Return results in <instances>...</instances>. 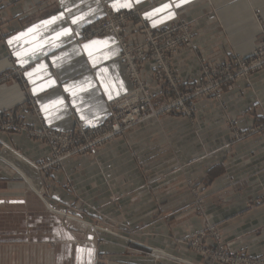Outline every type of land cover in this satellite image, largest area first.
Listing matches in <instances>:
<instances>
[{
  "label": "crops",
  "instance_id": "obj_1",
  "mask_svg": "<svg viewBox=\"0 0 264 264\" xmlns=\"http://www.w3.org/2000/svg\"><path fill=\"white\" fill-rule=\"evenodd\" d=\"M107 5L116 10L141 7L155 25L180 18L191 21L193 46H184L175 57L190 82L201 77V59L220 62L233 52L250 53L259 41L262 22L264 26V0H154L153 4L148 0H5L0 6V75L7 70L22 74L0 86V112L10 111L40 128L39 115L27 103L33 99L46 122L62 129L72 128L75 119L91 123L106 117L108 102L131 87L117 40L112 36L80 40L77 35L101 18ZM251 81L238 82L235 90L224 95L229 114L242 129L257 122L260 111L252 113V105L258 99L264 104V69ZM213 106L212 99L197 105L199 117L212 119H199L196 125L172 115L162 125L151 121L136 128L131 136L136 157L129 156L124 142L115 141L96 157L66 160L53 177L34 170L11 151L38 162L49 152L42 141L25 132L1 133L5 145H0V213L15 209L27 214L19 231L9 229L7 234H29L30 229L50 234L44 240L33 239L47 245V264L198 262L201 255L184 239L204 224L199 216L187 215L191 194L171 185L184 171L198 176L209 218L228 248L264 258V204L251 208L247 202L264 189V133L236 142L235 153L227 154L222 145L230 131L221 125L224 112L209 110ZM205 145L218 151L212 158L195 159ZM7 158L38 185L37 191L29 190L27 179L7 166ZM178 163L185 167L179 168ZM200 172L208 178L199 176ZM66 176L87 198L80 215L91 220L121 214L125 224H105L120 234L90 230L80 237L74 226L61 220L52 206H67L73 198L65 187ZM244 179L249 187L236 191L233 184ZM117 180L133 185L130 189L121 183L111 186ZM42 202L49 210L44 211ZM30 210L33 224L27 220ZM206 242L214 243V239Z\"/></svg>",
  "mask_w": 264,
  "mask_h": 264
},
{
  "label": "rangeland",
  "instance_id": "obj_2",
  "mask_svg": "<svg viewBox=\"0 0 264 264\" xmlns=\"http://www.w3.org/2000/svg\"><path fill=\"white\" fill-rule=\"evenodd\" d=\"M148 2H149V4H153L154 0H148ZM133 8L139 14L135 13L133 15L131 14L128 16L127 21H126L127 24L124 25L125 31L123 33L124 40L126 41L125 43H127V48H128L127 51H128V55L130 56V58L124 59V58H121L118 54L119 58L122 60V62L124 64L126 76L131 83L130 89L133 87V85H132V81H131L132 76H131V71L129 70V66H130V60H133V61H135L136 65H139V64L142 65L141 66V75H140L141 78L146 83H149L152 88L154 87V88H156V90L160 88L161 91H159V93L157 94V99L155 100L158 108H162V107L169 105V104H177L178 105L179 104L178 100H179L180 96L185 97V99L183 100V106L181 108H175V109L173 108L171 111L163 110V112H161L158 116L150 117V118L146 119L145 121L140 122L137 125H133L127 129H125L124 131L118 133V134L108 135L104 139V141L102 143H100L99 145H96L97 148L95 150H92V151L91 150H80V149H81V146H83L89 142L96 141V139H98L99 136H103L104 134L95 133V134H90L87 136L81 135V137L79 135H76L72 139V143L74 142V144H70L69 149L64 147L65 143H62V141L61 142L58 141L57 142V144H58L57 149L53 150V146L49 145L50 143L48 142V140H46L45 138L32 136L30 133L31 131H36V130L41 129L42 126L40 128H34V127L30 126L29 124H27L21 116H14L11 114V119H9L7 116V124L13 123L15 125L24 126L27 128H24L23 131H20V132L0 130V139L1 140H2L1 133H3V132H6L8 134L25 132L30 137L42 141L49 148L48 154L42 160H40L38 162H31L32 164H35L36 168L33 165H31V163L27 159H25L20 153H18L15 150H11V151H13L14 154H17L20 158L24 159L31 168H33L34 170H37L39 173H42L48 177H53V176H55L56 173L63 170L66 160H68V159L76 160V159L82 158L83 156L96 157L97 153L102 148H104L108 144L115 142V141L124 142L127 146V152L129 153V156L136 157L135 153L133 154L134 142H133V139L131 137L133 130H135L136 128L143 126V125H145L151 121L162 125L163 120L165 118L172 116V115H177L180 117L182 116L184 118H187L188 121L193 125H196L198 123L199 119L210 120V119H212V117H210V115L209 116L208 115H202V117H199L197 114V110H198L197 105L201 101H204L207 99H212L214 102V106L211 108L209 107V110L212 111V109L215 108V109L222 110L224 112L223 123L221 122V125H223L227 129H229V131H230L229 137L224 141V143L222 145V148L227 150L226 151L227 154L229 153L230 155H233L235 153L236 142L243 140L249 136L255 135V134H263L264 133V104L261 102L260 99H258L257 102L254 105H252V107L250 108V111L252 113H254L256 111L258 112V110L260 111V113H258V115H257V122L253 126H250L249 128L242 129L236 123V121L233 119V117H231V115L229 114V112H228L229 101H227L226 98L224 97L226 92L235 90V88L238 85V82L247 81L248 83H251L252 82L251 81L252 76L259 73L264 68L259 69V70H252L250 73L247 74L245 71H244V73H242L241 68L239 66H236V65H234L235 68H232V69H228L226 66H219L221 63L232 61L236 55H250L252 53V51L255 50V48L258 47L263 40L262 39L263 32H264L263 31L264 26L262 25L263 22L261 23L259 41L257 42L255 48L250 53L241 54L238 52H233L229 58H226L220 62H208V61H205L204 59H201V77L198 81H195V82L187 81L185 79L184 75L182 74V72L179 70V67L177 66V63L175 61V57L177 56V54L181 51V49L185 45L182 46L181 48H179L174 54H172V56H171L172 62L174 64V66H176L178 74L181 76V78H183L185 80V82L187 84L182 85V86L180 85L178 87V89H179L178 92L171 91V93H168V87L165 86L166 84L164 83V81L160 80L161 79L160 77H158V79L155 78L152 75V73L150 72L151 69L155 66L156 55H158V54L156 53L155 48H153L151 46V44L149 43V39H148L149 35L145 31L146 30L144 27L145 25L141 22L140 17L144 18L146 20V22H147V20L152 22V20H150L149 18L146 17L145 12H144L143 8H141V7L134 6L131 8H123V9L124 10H126V9L130 10ZM110 9L116 10L113 7L107 5L105 8V13L107 10H110ZM119 10H121V9H119ZM99 19H97V20H99ZM182 19L187 20L186 18H180L176 22H178L179 20H182ZM96 21H94V22H96ZM187 21H189V20H187ZM94 22H92V23H94ZM176 22H170V23H176ZM189 22L191 23V21H189ZM92 23L89 26H86L85 28L90 27L92 25ZM167 24H169V23H167ZM81 30H79V32H81ZM79 34H81V33H78V35H77L78 39H80V40L87 39V38L81 37V35H79ZM99 37H104V36H99ZM193 37L194 36H193V25H192V44L190 46H186V47H192L193 46ZM94 38H96V37H94ZM116 40H117V38H116ZM117 44H118V41H117ZM119 53H120V51H119ZM126 56H127V54H126ZM234 62H235V60H234ZM205 65H213V66L217 65V66H219L217 69L219 72L218 73L219 75L217 78L214 77V79H213V82L215 84H216V82L218 84H220V86L217 89L215 87L214 88H208L207 87L208 84L203 82L204 81L203 66H205ZM18 71L14 70L12 72V70H7L8 76H7L6 80L1 79V75H0V86L4 82H7L8 80L15 78L14 76H21V74H19ZM236 72L239 73V76L237 77L238 74H236V76H235L236 79L234 81H232L233 83L226 82L228 79H230L229 75L235 74ZM211 82H212V80H211ZM213 86H214V84H213ZM250 86H252V84ZM203 88H204V90L202 91ZM197 89H200L202 91V93L194 94V92L197 91ZM113 100H110L108 102V111L110 110V107L114 105L112 103ZM27 103H29L33 107V110L36 112L35 106H34L33 102H31L30 99L27 100ZM111 103H112V105H111ZM116 111L118 113H120V112H122V109H117ZM6 112H10V111H6ZM36 114H37V112H36ZM74 127H75V124H73L72 128L75 129ZM107 133H110V131H108ZM0 145L4 146L5 144L0 143ZM69 151L71 152V155H69L68 157H65L66 156L65 154L68 153ZM217 151H218V149H212V148L207 147V145H205V148L203 150H201L200 154L196 155L195 159L212 158V156ZM62 157H63V159H61ZM141 165H143V164H141ZM7 166H10V167L13 166V168L15 169L16 172L18 170V172L21 173L27 179V181L29 182V188H28L29 190L31 188L34 191L38 190V185L36 183L34 184L32 181H30L28 179V177L26 176V174L22 170L17 168L15 166L14 162L8 158H7ZM177 166L181 169H183L185 167V165H181L179 163L177 164ZM144 172L148 173L147 170H144ZM201 175L203 176L204 179L208 178V174L206 172H200L199 176H201ZM197 177H198L197 175H189V174L186 175V173L183 171L182 174L180 175V177H178L176 181L171 182L172 186L185 189L191 194L192 203L188 208L187 215L188 216H199L202 219V222L204 224V227L202 230L197 231V232H193L186 239H184V241L186 242V244L189 246L190 249H192L193 251H195L201 255V260H199L198 262H194V261L190 262V264H211L213 262L211 250L213 248H215V245L217 244V240H216L215 235H214V233H215L214 229H216V231L221 236V244L228 250L230 255L233 256L236 261H238V258H240V259H254V260H259V261H257L258 264L263 263L264 258L255 257V256L247 255L244 253H234L228 248V245L224 241V238L222 237L220 230L218 229V227L214 223L211 222V220L209 218V213H208V209H207V205H206V198H205V195L203 193L204 190L197 183ZM66 179L67 180L65 182V187L67 189H70L73 192V198L71 200H69L70 202H69V205H67V206H61V205H59L57 207H56V205L52 206V209H55V211L58 212L57 214H59V216L61 217V220L64 221L66 224H70L71 226H74V230L76 231L77 235L80 237L84 236L85 232L86 231L88 232L90 230H92V231L94 230L95 233H96V231L97 232L109 231V232L115 233L117 235L120 234V232H118V230L111 228V227H107L105 224H125L122 220L121 214H119V215L108 214L105 216L97 215L95 218H93L91 220L80 215L83 212V209L85 208V206H87V203H86L87 198L83 197L77 191V189L74 188V186L71 183L68 176H66ZM120 183L122 184V186H124V188H129V189L133 185L132 182L128 181V180H117V181L111 182V186L114 187V186L119 185ZM161 183H163V182H161ZM233 187L236 191L241 190V189H246L249 187V180L244 179V180L237 181L233 184ZM247 202H248V206H250L251 208L259 206L260 204H264V189L258 191L257 195L255 197L248 198ZM42 205L45 207L44 211L49 210V209H47L44 202H42ZM33 214H34V211L30 210V212L28 213L29 216L27 219L28 224H31V223L33 224L35 222V219H33V217H34ZM25 215H27V214H25ZM25 215L19 214L18 212H15V209L13 211H11V213L10 212L0 213V264H47L46 263V261H47L46 260L47 259V251H46L47 245L38 244L33 239L38 238V239L44 240V239H47L48 237H50V234L45 233V231H43V230H37V232H36L34 229H33V232H32V229H30L29 234L28 233L27 234H24V233H21V234H19V233H14V234L8 233L7 234V230H9V229H11V230L17 229L19 231L20 224H22L23 217ZM69 216H71L73 218H70ZM175 218L176 217L173 216V219H175ZM75 224H78V225H75ZM85 226H86V228H85ZM24 238H28V239H32V240H29L28 242H26L25 240L20 241V239H24ZM207 238H213L214 243L206 242ZM39 241H40V243H42L41 242L42 240H39ZM212 264H222V263H220L219 261H216L215 263L213 262Z\"/></svg>",
  "mask_w": 264,
  "mask_h": 264
},
{
  "label": "built area",
  "instance_id": "obj_3",
  "mask_svg": "<svg viewBox=\"0 0 264 264\" xmlns=\"http://www.w3.org/2000/svg\"><path fill=\"white\" fill-rule=\"evenodd\" d=\"M4 1L5 0H0V6ZM135 13L138 12H136L134 8L130 10H107L106 13L99 20L92 23L90 27L82 29L81 32H79L81 33L79 35L87 39L99 36H113L117 38L118 41V46L120 49L119 56L124 59H129L130 56L128 55L127 51V43H125L126 41L123 37V33L125 31L124 25L127 24L126 21L128 16ZM140 20L145 25V31L149 35V43L153 48H155L156 53L158 54L156 55L155 66L150 72L155 78L158 79V77H160V80L164 81L166 84L165 86L168 87V93H171V91L178 92V87L180 85H186L187 83L178 74L177 68L172 62L171 56L182 46H190L192 44V24L184 19L179 20L176 23L161 25H154L148 20L146 22V20L142 17H140ZM1 22L2 15L0 14V24ZM262 39L263 40L261 44L256 47L250 55H236L232 61L221 63L219 66H226L228 69H232L235 68L234 65H236L241 68L242 73L245 71L247 74L252 70L264 68V32ZM141 66L142 65L140 64L136 65L135 61L130 60L129 70L131 71V81L133 87L112 101L114 105L110 107L108 114L103 119L91 123H84L82 120L75 119L74 128L76 130L73 128L65 130L59 128L57 125L48 124L44 116H42L41 112L38 110L34 100L30 99L35 106V110L39 115L42 124V128L36 131H31V135L45 138L50 143L49 145L53 146V150H56L58 141L65 143L64 147L69 149L70 144H74V142L72 143V139L76 135L81 137V135L87 136L95 133L104 134L103 136H99L96 141L89 142L81 146L80 149L92 151L95 150L97 148L96 145L102 143L108 135L118 134L133 125H137L138 123L145 121L150 117L158 116L161 112H163V110L171 111L173 108H181L183 106V100L185 99L184 96H180L178 105L169 104L162 108L157 107L155 100L157 99V94L161 90L160 88L157 90L154 87L152 88L149 83H146L141 78ZM219 66H203V82L208 84V88L215 87L217 89L220 86V84L217 82L216 84L213 82L214 77L217 78L219 75L217 70ZM18 73L22 74L20 70ZM236 74H238V77V72L235 74H230V79H228L226 82L233 83L232 81L236 79ZM7 76V71H4L1 74V79L6 80ZM203 90L204 88L202 91ZM202 91L197 89L194 94H200ZM117 109H122V112L118 113L116 111ZM7 116L9 119H11V112H0V130L20 132L23 131L24 128H27L24 126L15 125L13 123L7 124ZM108 131H110V133H107ZM0 143H3L1 139ZM65 155V157H68L71 155V152L69 151ZM63 157L61 159H63ZM214 230V235L217 240L215 248L211 250L214 263L219 261L222 264H258L257 261L259 260L254 259L238 258V261H236L234 257L230 255L228 250L221 244V236L216 231V229ZM261 264H264V262Z\"/></svg>",
  "mask_w": 264,
  "mask_h": 264
},
{
  "label": "snow or ice",
  "instance_id": "obj_4",
  "mask_svg": "<svg viewBox=\"0 0 264 264\" xmlns=\"http://www.w3.org/2000/svg\"><path fill=\"white\" fill-rule=\"evenodd\" d=\"M164 7H168L167 5H165ZM157 11H159V10H157ZM53 19H55V18H53ZM74 23L76 22L75 20L73 21ZM9 43L11 44L12 43V41L11 40H9ZM86 47H87V45H86Z\"/></svg>",
  "mask_w": 264,
  "mask_h": 264
},
{
  "label": "bare ground",
  "instance_id": "obj_5",
  "mask_svg": "<svg viewBox=\"0 0 264 264\" xmlns=\"http://www.w3.org/2000/svg\"><path fill=\"white\" fill-rule=\"evenodd\" d=\"M24 158H25V157H24ZM30 163H31V162H30ZM31 165H33V166L36 168L35 164H32V163H31ZM69 217H70V218H73V217H71V216H69Z\"/></svg>",
  "mask_w": 264,
  "mask_h": 264
}]
</instances>
